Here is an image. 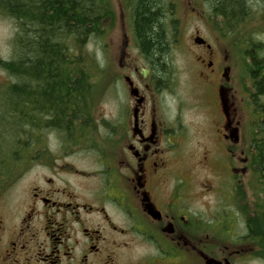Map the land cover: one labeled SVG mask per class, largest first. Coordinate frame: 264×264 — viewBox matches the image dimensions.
<instances>
[{
  "label": "flooded vegetation",
  "instance_id": "flooded-vegetation-1",
  "mask_svg": "<svg viewBox=\"0 0 264 264\" xmlns=\"http://www.w3.org/2000/svg\"><path fill=\"white\" fill-rule=\"evenodd\" d=\"M224 28L230 38L233 27ZM173 29L165 27L168 38ZM194 41L199 50L188 71L206 92L198 105L214 143L187 164L179 71L166 56L148 58L131 27L119 62L131 99L103 142L81 143L90 139L82 134L55 149L38 146L36 177L14 203L7 191L29 161L25 153L0 154V264H234L264 243V223L251 221L264 210V156L255 142L264 113L245 85L247 96L238 101L235 94L237 47ZM251 76L247 69L249 82ZM73 156L93 157L95 165L80 166L68 160Z\"/></svg>",
  "mask_w": 264,
  "mask_h": 264
},
{
  "label": "trees",
  "instance_id": "trees-1",
  "mask_svg": "<svg viewBox=\"0 0 264 264\" xmlns=\"http://www.w3.org/2000/svg\"><path fill=\"white\" fill-rule=\"evenodd\" d=\"M164 1L126 0L137 44L154 63L165 56L170 44L162 20ZM209 3L213 14L223 17L224 24L233 29L250 14L244 0ZM0 11L17 23L12 56L1 61L12 81L1 92L0 134L9 137L13 159L22 153L26 159L32 157L35 147L42 146L38 131L45 129L63 131L77 142V136L86 134L92 123L93 77L101 71L96 55L86 47L92 39L105 36L106 24L114 14L111 0H0ZM254 47L257 51H250L256 65L252 70L257 87L254 97L258 110L264 113L260 104L264 57L259 56L264 45ZM77 121L84 124L78 126ZM259 129L264 132V122ZM5 138L0 147L7 144ZM255 142L264 156V138ZM251 221L264 223V210ZM257 230V234L262 231ZM258 245L264 250L263 242Z\"/></svg>",
  "mask_w": 264,
  "mask_h": 264
},
{
  "label": "rangeland",
  "instance_id": "rangeland-1",
  "mask_svg": "<svg viewBox=\"0 0 264 264\" xmlns=\"http://www.w3.org/2000/svg\"><path fill=\"white\" fill-rule=\"evenodd\" d=\"M245 8L249 10L250 14L243 18L240 24L234 25L237 27L232 29L230 38H224L226 30L224 28V20L221 16L213 14L210 7L209 0H165L166 14L162 17L163 25L167 27L169 24L174 28V34L168 40L173 41L174 45H170L165 56L170 69L179 71V80L177 96L182 100V121L187 130V139L184 142V147L188 151V165L196 163L200 157V148L208 147L214 143V138L211 133V121L207 118L206 111L203 107L199 106L201 100L206 92L204 91L201 82L195 77L194 73L188 70L194 68L193 59L198 52V47L194 39L201 37L210 43L215 41L223 46H229L238 50L240 54V66L234 71V75L241 76V81L235 87V94L238 101L243 98L242 90L240 89L245 85L248 93L253 97L257 91H254L253 79L250 82L247 80V69L252 71L255 67L253 61L249 58V53L252 49L256 50L254 46L264 45V0H244ZM113 8V17L107 22V32L103 38L92 39L87 45L86 49L96 55L100 70L95 73L93 80L96 82L95 91L92 97L94 98L91 104V117L92 123L85 130L86 135L90 139H81L80 142H103L105 132L114 130V123L116 114L120 111L130 97L129 92L126 90L125 84L120 78V54L130 34L132 27V16L126 0H111ZM203 17V18H202ZM239 25V26H238ZM17 32V23L8 14L0 11V98L1 92L4 87L9 85L12 81L9 74L1 67L2 60H8L12 56V41ZM224 36V37H223ZM177 39L182 43H178ZM235 45V46H234ZM253 45V46H252ZM233 48V49H234ZM183 55V58H182ZM244 56V60L242 57ZM260 57H264V49L259 52ZM249 62V63H248ZM250 64V65H249ZM185 70H182V69ZM176 71V72H177ZM243 71L245 74H243ZM101 72V73H100ZM244 75V79H243ZM252 77V76H251ZM247 96V91H246ZM177 96L170 98L171 105H176L178 102ZM174 99V101L172 100ZM247 100V97H246ZM260 104L264 105V94L261 95ZM246 112L248 111L245 108ZM0 105V112H2ZM249 117L254 119L257 115L248 111ZM213 118V115L211 116ZM248 129V127H247ZM254 130V129H252ZM39 138L42 146H60L61 143H74L71 141L72 136L54 129H45L38 131ZM37 133V134H38ZM78 134V133H77ZM76 134V135H77ZM83 133L80 134V137ZM0 134V143L5 137L7 146L0 150V153L7 152L11 159L14 158L13 152L10 150L8 136ZM257 138H264V133H257ZM9 138V137H8ZM106 141V140H105ZM36 151L31 155L32 157L38 152L39 147L36 146ZM14 150V154H15ZM27 156L28 165H23V177L13 183L7 191L9 200L14 203L21 199L23 192L26 190L36 177L38 168L36 167L35 159ZM35 158V157H34ZM69 161H73L83 167H93V157L76 156L69 157ZM21 165V164H20ZM26 168V169H25ZM13 169V168H11ZM205 173L201 172L199 175L203 177ZM207 197L200 199V202H206ZM201 203V204H202ZM252 255L249 259H235L234 264H264V260L258 259V256L264 255V250L258 245H253ZM190 264V263H188ZM193 264V263H192Z\"/></svg>",
  "mask_w": 264,
  "mask_h": 264
},
{
  "label": "water",
  "instance_id": "water-1",
  "mask_svg": "<svg viewBox=\"0 0 264 264\" xmlns=\"http://www.w3.org/2000/svg\"><path fill=\"white\" fill-rule=\"evenodd\" d=\"M197 42L198 43H201V40L200 39H197ZM146 72V71H145ZM132 95H136V92H135V90H132V93H131Z\"/></svg>",
  "mask_w": 264,
  "mask_h": 264
}]
</instances>
